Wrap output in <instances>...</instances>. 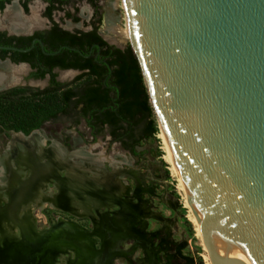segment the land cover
Instances as JSON below:
<instances>
[{
    "label": "water",
    "instance_id": "obj_1",
    "mask_svg": "<svg viewBox=\"0 0 264 264\" xmlns=\"http://www.w3.org/2000/svg\"><path fill=\"white\" fill-rule=\"evenodd\" d=\"M122 3L210 263L264 264V0Z\"/></svg>",
    "mask_w": 264,
    "mask_h": 264
},
{
    "label": "flooded vegetation",
    "instance_id": "obj_2",
    "mask_svg": "<svg viewBox=\"0 0 264 264\" xmlns=\"http://www.w3.org/2000/svg\"><path fill=\"white\" fill-rule=\"evenodd\" d=\"M71 1L0 0V12L8 6L0 20V92L59 91L64 87L59 84L83 70L79 64L95 56L90 51L98 43L93 36L104 38L94 28V6L86 0L92 11L85 28L69 29L78 20L72 16L76 7L66 9ZM29 2L38 4L36 15L29 14ZM81 32L91 35L77 36ZM66 70L74 75L63 81L58 76ZM35 128L4 131L13 135L0 152V264H172L168 253L158 261L150 240L154 233L141 224L142 197L135 190L128 193L127 184L116 177L119 170L81 155L70 135L57 140ZM87 133L93 142L99 132ZM79 137L84 142V135ZM109 140L119 142L110 135ZM32 205L40 209L37 219Z\"/></svg>",
    "mask_w": 264,
    "mask_h": 264
},
{
    "label": "rangeland",
    "instance_id": "obj_3",
    "mask_svg": "<svg viewBox=\"0 0 264 264\" xmlns=\"http://www.w3.org/2000/svg\"><path fill=\"white\" fill-rule=\"evenodd\" d=\"M94 3L96 15L99 14V21L95 23L98 33L108 43L115 46L122 47L127 42L130 44L131 39H123L105 32L106 17L111 23L118 24L120 27H124L128 23L122 0H94ZM73 6L76 7V12L72 16L78 20L67 25V28H85L92 7L86 0H72L66 9L72 10ZM6 8L3 13L6 12ZM38 9V4L29 2V14L36 15ZM3 13L0 12V20ZM59 15L60 12L55 13L54 18L58 19ZM73 75L74 72L66 70L61 71L58 77L66 81L70 80ZM29 86H35V84L29 83ZM155 120L157 122L156 118ZM5 129L0 126V152L7 148V141L13 135L11 131L4 132ZM33 130L37 133L46 132L57 140L63 134L66 137L70 135L73 148L78 147L81 155L95 159L100 158V164L105 169L119 170L116 172V177L127 184L128 193L135 190L136 194L142 197L144 212H142L141 224L146 227V230L154 233L150 240L158 250L159 262L168 253L172 264H211L202 244L201 235L198 233V227L188 212L184 190L180 185L159 127L155 133L140 140L133 147L136 154L122 149L118 141L109 140L106 128L99 132L92 142L83 119L76 120L72 124L66 118L61 117L55 121H45ZM83 135L84 142L79 137ZM88 139L89 141H87ZM51 191H54V187L51 188ZM32 206L34 209H32L31 215L37 219L36 215H39L40 209L35 205ZM46 209L50 210L47 207ZM61 212L65 213L63 210ZM140 255L142 252L138 254V256ZM131 262L134 263L135 260L131 259ZM118 264L120 263L118 262Z\"/></svg>",
    "mask_w": 264,
    "mask_h": 264
},
{
    "label": "trees",
    "instance_id": "obj_4",
    "mask_svg": "<svg viewBox=\"0 0 264 264\" xmlns=\"http://www.w3.org/2000/svg\"><path fill=\"white\" fill-rule=\"evenodd\" d=\"M87 1L96 15L94 0ZM21 4L25 9V3ZM95 21H99V14ZM90 35L81 32L77 36ZM93 38L98 41L90 50L96 52L95 56L87 64H79L83 70L70 82L59 84L64 86L61 90L1 91L0 126L27 132L56 115L72 118L73 122L83 119L90 132L106 128L122 148L136 154L133 147L158 129L140 68L128 42L118 47L99 35Z\"/></svg>",
    "mask_w": 264,
    "mask_h": 264
},
{
    "label": "bare ground",
    "instance_id": "obj_5",
    "mask_svg": "<svg viewBox=\"0 0 264 264\" xmlns=\"http://www.w3.org/2000/svg\"><path fill=\"white\" fill-rule=\"evenodd\" d=\"M123 4V3H122ZM12 12L14 13V8L12 7ZM126 20V19H125ZM105 32L106 33H111L113 35H117L123 39H131L130 40V44L133 46V48H135L136 50V46H135V39H134V34H133V30L129 24V22L127 24L124 25V27H120L118 26V24H113L109 21V18L106 17V20H105ZM104 30V29H103ZM120 41V40H119ZM157 119V122H158V127L160 129V133L163 137V139L165 140L166 142V145H167V148H168V153L170 155V158H171V161L173 163V166L176 170V173H177V176H178V179H179V182H180V185L182 187V189L184 190V194H185V204L188 208V212L192 218V220L196 223L197 227H198V233L200 234V229H199V225H198V222H197V218L195 216V213H194V210L192 208V205L190 203V200L187 196V193L181 183V180H180V177H179V173H178V170H177V166H176V163L174 161V158L172 156V153H171V150H170V147H169V143H168V140H167V136H166V133H165V129H164V126L162 124V122L160 121L158 115L156 117Z\"/></svg>",
    "mask_w": 264,
    "mask_h": 264
}]
</instances>
